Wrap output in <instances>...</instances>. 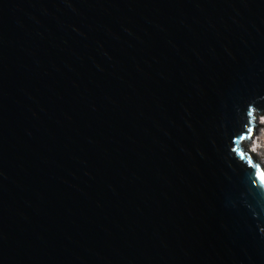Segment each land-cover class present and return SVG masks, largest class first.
<instances>
[{
  "label": "water",
  "instance_id": "95a60500",
  "mask_svg": "<svg viewBox=\"0 0 264 264\" xmlns=\"http://www.w3.org/2000/svg\"><path fill=\"white\" fill-rule=\"evenodd\" d=\"M264 0H0V264H264Z\"/></svg>",
  "mask_w": 264,
  "mask_h": 264
},
{
  "label": "bare ground",
  "instance_id": "6f19581e",
  "mask_svg": "<svg viewBox=\"0 0 264 264\" xmlns=\"http://www.w3.org/2000/svg\"><path fill=\"white\" fill-rule=\"evenodd\" d=\"M259 136L260 137L255 140L252 153L254 158L257 157L260 160V163L264 166V132L259 133Z\"/></svg>",
  "mask_w": 264,
  "mask_h": 264
},
{
  "label": "rangeland",
  "instance_id": "374dc122",
  "mask_svg": "<svg viewBox=\"0 0 264 264\" xmlns=\"http://www.w3.org/2000/svg\"><path fill=\"white\" fill-rule=\"evenodd\" d=\"M254 119L257 122V125H259V128L257 130V134H256V138H255V140H256L258 137H260L259 133L264 132V116L261 117L260 115L256 114ZM255 158L260 162V160L257 157H255Z\"/></svg>",
  "mask_w": 264,
  "mask_h": 264
}]
</instances>
